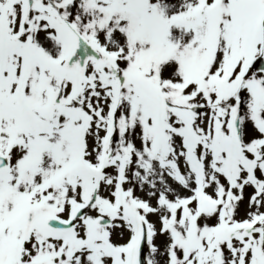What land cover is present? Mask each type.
<instances>
[{"label":"snow or ice","instance_id":"snow-or-ice-1","mask_svg":"<svg viewBox=\"0 0 264 264\" xmlns=\"http://www.w3.org/2000/svg\"><path fill=\"white\" fill-rule=\"evenodd\" d=\"M0 264H264V0H0Z\"/></svg>","mask_w":264,"mask_h":264}]
</instances>
